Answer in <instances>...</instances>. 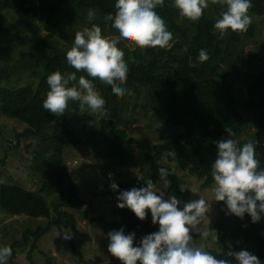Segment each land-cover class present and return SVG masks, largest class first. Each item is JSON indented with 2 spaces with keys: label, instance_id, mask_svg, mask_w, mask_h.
I'll use <instances>...</instances> for the list:
<instances>
[{
  "label": "trees",
  "instance_id": "obj_1",
  "mask_svg": "<svg viewBox=\"0 0 264 264\" xmlns=\"http://www.w3.org/2000/svg\"><path fill=\"white\" fill-rule=\"evenodd\" d=\"M70 4L79 9H96L99 18L94 19L93 23L100 25L101 29L111 35L118 34L112 28L111 21L104 19L108 13L115 12V0H55L48 5L42 0L39 3L35 0H0V14L6 10L12 11L18 18L19 26L25 29L34 25L40 16H44L46 32L45 36L35 40L32 51L21 50L17 65H12L19 69L28 63L39 67V76L35 82L11 87L3 84L0 74V114L27 125L17 134L18 140L45 135L46 130L54 129V133L49 138L47 136V142L55 148L60 157L67 148L78 147L81 143L73 124V106L70 104L64 115L55 116L43 108L42 102L46 97L44 92L48 86V74L56 70L75 71L67 63L66 52L58 46L55 39L61 28V23L56 17ZM222 10L218 5L216 15H212L209 7L195 22L181 20L171 0H165L164 7H158L156 11L165 19L168 29L173 33L171 47L141 49L121 42L124 44L125 62L129 67L124 86L136 93L144 91L152 97H162L166 102L167 124L180 130L156 143L152 151L145 154L144 161L151 173L149 178L135 176L127 181H119L117 190L107 188L101 192L102 195L117 203L119 190L144 186L148 179L158 185L162 182L158 168L166 167L170 172L168 179L171 184L164 189V196L175 195L180 199L186 191L181 192L179 185H184L185 180L175 172L171 164L178 170L188 171L191 175L203 179L204 188L212 187L214 181L211 165L217 150L214 141L229 138L228 130L235 134L232 138H238L241 144L248 140L257 142V158L260 160V167L264 168V41L260 50L248 53L249 61L257 64L259 68L245 74L249 81L247 97L239 104L234 94V85L228 81L229 74L223 71V67L242 61L237 54L238 45L246 38H253L257 27L250 24L246 32L229 30L222 39H218L217 34H214L213 25ZM249 14L263 16L264 0H252ZM13 28L15 29V25L10 29ZM183 40L191 42L189 49L184 53L181 52ZM201 48L206 49L209 54L207 61L198 60ZM78 74L86 75L83 71ZM96 83L103 90L106 107L110 108L109 117L100 116L98 134L111 157L122 166L134 167L139 160L134 145L135 139L126 128L119 125L123 120L126 124L130 120L122 115L121 107L117 98L111 94L110 86L94 80V84ZM84 115L82 113L79 117ZM246 128L255 130L254 138H241ZM172 149L177 153L176 156H170L165 161L163 154ZM53 187L62 189L54 208L55 216L43 194L51 191ZM222 206L223 201H218L219 213L216 219L210 222L211 231H216L218 235V239L213 238L216 247H206L207 250L218 258L232 259L227 257L228 242H231L236 250L247 249L256 254L261 264H264V217L253 223L247 213L243 219L235 215H225ZM66 208L83 209L85 214H88L91 203L79 195L77 184L72 181L68 166L64 162L55 166L49 179L44 182L42 192L21 185L0 183L2 211L15 216L50 219L35 230H26L23 241L13 240L10 244L13 254L8 262L17 264L15 258L18 253L25 251L20 249L28 245L30 248L27 253L31 258L39 241L55 227L71 230L74 238L78 231L77 218ZM117 212L120 218L108 223L111 230L121 227H124L126 233H150L158 230V224L151 222L150 213L145 220H140L126 207H118ZM109 264L121 262L113 257Z\"/></svg>",
  "mask_w": 264,
  "mask_h": 264
},
{
  "label": "clouds",
  "instance_id": "obj_2",
  "mask_svg": "<svg viewBox=\"0 0 264 264\" xmlns=\"http://www.w3.org/2000/svg\"><path fill=\"white\" fill-rule=\"evenodd\" d=\"M178 10L181 20L197 21L210 5H220L223 9L215 20L213 28L218 39L228 32H246L252 22L249 9L252 0H171ZM165 0H115V12L104 19L111 21L117 35L108 37L102 34L101 26L91 24L74 34V42L66 51L67 63L75 71L56 70L47 75L49 90L42 106L55 116H62L71 102L78 104L80 112L89 115L105 116L108 113L106 101L96 88L94 80L110 86L111 94L120 98L130 92L125 87L129 67L125 62L124 51L118 47L123 41L145 48H169L173 33L165 19L156 9L164 7ZM97 10H87V20L91 22ZM206 49L199 50L198 60L207 61ZM83 71L86 75L77 76ZM234 133L228 130L229 138L214 141L216 156L211 165L214 184L211 187V201L200 195L199 189L190 184L179 185L181 192L199 194L198 199L182 201L177 196L165 197L151 179L144 186L119 190L117 207L130 209L137 218L145 220L151 215V222L158 224V230L137 238L135 231L113 229L108 232L107 251L118 258L121 264H261L260 258L247 249L236 250L228 242V258H218L203 244H195L192 233H199L204 239L210 235L204 226L211 211V202L223 201L225 215H235L243 219L247 213L253 223L264 217V168L260 167L254 140L241 144ZM174 149L163 154V159L175 157ZM164 188L171 181L169 169L158 168ZM112 174L110 173L109 176ZM110 188L117 190L119 185L110 182ZM182 205V206H181ZM218 239L217 232L211 233ZM57 236L71 240V230H60ZM13 249L8 244H0V264H8Z\"/></svg>",
  "mask_w": 264,
  "mask_h": 264
},
{
  "label": "rangeland",
  "instance_id": "obj_3",
  "mask_svg": "<svg viewBox=\"0 0 264 264\" xmlns=\"http://www.w3.org/2000/svg\"><path fill=\"white\" fill-rule=\"evenodd\" d=\"M42 1L48 5L55 0ZM35 2L39 3L41 0H35ZM209 7L211 14L216 15L218 5ZM249 15L252 18L251 24L257 27L256 35L253 38H246L238 45L237 54L242 58L241 62L223 67V71L229 74L228 81L234 85V94L239 104H242L247 97L249 81L245 74L259 68L257 64L249 61L248 53L260 50L264 41V15ZM96 18H99L98 14L94 19ZM44 20L45 17L40 16L34 25L25 29L19 26L18 18L12 11L6 10L0 14V74L3 84L15 87L38 79L40 70L34 64L28 63L22 69L14 68L12 65H17L21 50L32 51L35 40L45 36ZM56 20L61 23V28L55 39L64 52L71 48L75 32L86 26L90 27L94 21L87 20V9H79L72 4L62 10ZM12 25H15V29H10ZM102 34L108 37L113 36L103 29ZM190 45V40H183L181 52H186ZM118 47L123 50L124 44L120 43ZM77 76L80 75L77 73ZM95 86L102 95L103 90L98 83ZM48 90L49 86L46 87L45 96ZM117 101L124 118L130 120L127 124L123 120L119 125L126 128L135 139L134 145L138 151L139 160L134 167L122 166L108 154L98 134L100 116L80 112L75 102L70 103L75 113L72 119L81 143L78 147L67 148L62 157L57 155L55 148L47 142V136L49 138L54 133V129L46 130L45 135L29 136L18 140L17 134L27 125L0 114V183L21 185L30 190L42 192L44 182L49 179L55 166L64 162L68 166L72 181L77 184L79 195L83 200L91 203L88 214H85L83 209L66 208L77 218L78 231L74 238L64 240L62 236L58 237L57 232L62 229L55 227L39 241L31 258L27 253L30 245L21 248L20 250L25 251L18 253L15 258L17 264H49V262L52 264H109L111 262L114 256L107 251L108 232L111 231L108 223L119 219L120 215L117 212V203L112 198L102 195L101 192L110 188L111 181L116 183L127 181L135 176L149 178L151 173L144 161L145 154L151 152L156 143L180 130L167 124L166 102L162 97H152L144 91L136 93L130 89L129 93L117 98ZM107 110L108 113L105 116L109 117L110 108ZM82 113L85 115L79 117ZM255 133L253 128H246L241 138H254ZM171 166L184 178L185 184L198 187L200 195L209 201L212 200L211 187L204 188L203 179L191 175L188 171L178 170L173 164ZM110 173L111 176H109ZM156 186L162 191L165 189L162 182ZM61 190V188L53 187L51 191L43 192L53 216L56 215L54 208ZM198 198L199 194L186 190L180 199L186 202ZM218 213V201L213 200L209 217H206L204 221V226L209 230L210 235L202 239L199 233H192L195 244L216 247L210 222L216 219ZM49 220L23 215L15 216L0 209V244L10 245L16 239L23 241L26 230H35L40 224H46ZM144 234L147 233H136V236L140 237Z\"/></svg>",
  "mask_w": 264,
  "mask_h": 264
}]
</instances>
